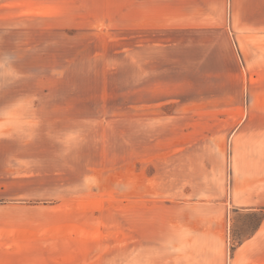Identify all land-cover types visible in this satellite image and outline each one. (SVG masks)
<instances>
[{"label": "rangeland", "instance_id": "1", "mask_svg": "<svg viewBox=\"0 0 264 264\" xmlns=\"http://www.w3.org/2000/svg\"><path fill=\"white\" fill-rule=\"evenodd\" d=\"M43 3L0 32V203L66 217L69 264H264V31L232 0Z\"/></svg>", "mask_w": 264, "mask_h": 264}, {"label": "crops", "instance_id": "2", "mask_svg": "<svg viewBox=\"0 0 264 264\" xmlns=\"http://www.w3.org/2000/svg\"><path fill=\"white\" fill-rule=\"evenodd\" d=\"M32 1H40L43 5L44 1L50 0ZM232 2L234 16L243 34L264 31V0H232ZM20 4L21 0H0V32H3L6 26L11 28L12 35L19 34ZM31 6L29 8L34 12L44 10L37 9L36 3ZM3 47L5 46L1 43L0 48ZM11 47L19 48L18 38L12 42ZM17 110L16 105L1 104L0 124L5 123L8 118L4 113ZM13 141L15 138L11 134L0 133V153H4L5 143L12 144ZM6 152L9 154L8 151ZM1 176H5L4 173ZM52 209L48 204L40 206L17 202L0 203V264H69L67 236L60 233L59 236L52 238L47 234L51 226L58 224L62 226V222L66 221V217L62 218L61 213L53 214Z\"/></svg>", "mask_w": 264, "mask_h": 264}]
</instances>
